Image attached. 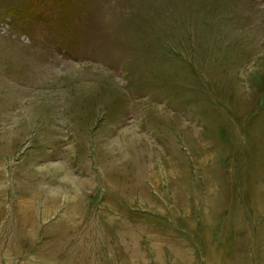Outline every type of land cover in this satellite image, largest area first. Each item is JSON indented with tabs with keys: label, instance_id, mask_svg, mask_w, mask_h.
Returning a JSON list of instances; mask_svg holds the SVG:
<instances>
[{
	"label": "rangeland",
	"instance_id": "374dc122",
	"mask_svg": "<svg viewBox=\"0 0 264 264\" xmlns=\"http://www.w3.org/2000/svg\"><path fill=\"white\" fill-rule=\"evenodd\" d=\"M0 264H264V0H0Z\"/></svg>",
	"mask_w": 264,
	"mask_h": 264
}]
</instances>
